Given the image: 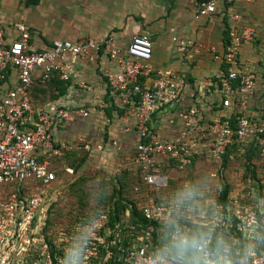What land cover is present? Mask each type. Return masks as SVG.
<instances>
[{"label": "built area", "instance_id": "2783aa9c", "mask_svg": "<svg viewBox=\"0 0 264 264\" xmlns=\"http://www.w3.org/2000/svg\"><path fill=\"white\" fill-rule=\"evenodd\" d=\"M188 1L197 3L201 17L215 15L219 8L234 3V0ZM238 18L235 15L232 19ZM17 34V38L10 41L0 32V80L11 77L15 81L0 94V190L6 195L0 199V264H9L12 253L19 252L15 250L17 246L26 257L37 249V253L44 257L29 264H69L65 259L54 263L46 242L37 245L41 236L37 221L42 217L40 209L45 204V189L58 178L53 164L42 158L47 154L61 155L53 130L63 123L72 124L88 118L89 111L78 107L39 108L32 91L37 84L49 82L55 74L63 82H69L74 72L73 58L94 62L103 54L115 65L105 73L110 95L125 111L124 131L129 132L132 126L137 133L135 162L143 173L145 184L153 192L168 186L167 177L160 171L166 161L184 167L202 154L219 161L234 143L241 149L255 140L264 157V112L260 115L248 113L245 99L255 92L258 77L255 72H245L240 63L242 42L254 38L252 30L242 34L230 31L231 41L222 55L213 47L174 38L180 52L200 54L210 51L216 54V60L227 65V71L218 78L204 81L200 88L207 87L210 92L218 93L222 97L220 105L225 110L232 107L236 110L233 115L217 117L204 115L199 105L201 99L194 90L188 93L186 82L177 74L158 72L153 77L154 47L149 33L134 35L126 47L109 37L81 42L54 40L50 48L42 51L32 48L29 28L23 23L17 24ZM235 82H238L236 88ZM81 86L90 89L85 83ZM213 87L216 92L211 89ZM239 93L242 97L237 98ZM234 99L237 104L232 102ZM163 115L167 117V128L177 129L171 137L151 126L155 117ZM112 145L116 151L120 149L116 141ZM85 149L90 151L92 147L86 145ZM97 149L101 151L102 146L98 145ZM143 210L148 220L159 222H168L172 213L166 212L157 201L156 193L148 196ZM105 229L104 218L93 222L90 240L85 243L86 253L90 256L95 255L99 246L106 244L109 233ZM154 230L153 225L149 226L142 243L126 247V264H153L159 255L152 250L150 242ZM11 243L13 247L10 249ZM70 251L72 249L64 254L69 255ZM111 256L112 253L108 252L107 258ZM17 264L26 263L22 260Z\"/></svg>", "mask_w": 264, "mask_h": 264}, {"label": "crops", "instance_id": "0c3cea01", "mask_svg": "<svg viewBox=\"0 0 264 264\" xmlns=\"http://www.w3.org/2000/svg\"><path fill=\"white\" fill-rule=\"evenodd\" d=\"M198 10L197 3L188 0H0V32L12 41L18 36L17 24L23 23L29 28L30 44L37 51L50 48L54 40L81 42L109 37L126 47L134 35L149 33L154 45L151 62L155 70L153 77L158 72L177 74L186 82L188 93L194 90L197 98L201 99L199 105L204 115L217 117L233 115L236 110L233 107L225 110L220 105L222 97L218 93L210 92L207 87L200 88L204 81L221 76L226 71L225 63L216 60V54L210 51L182 53L174 38L213 47L222 55L228 45L225 42L227 29L239 34L252 30L254 38L242 42L240 63L245 72L257 74L256 90L245 99L248 113L260 115L264 112V0H234L232 5L219 8L217 14L209 17H201ZM235 15L239 16L238 20L232 19ZM72 63L74 72L69 82H63L55 74L49 82L39 83L33 89L35 104L39 108L78 107L90 112L86 119H78L72 124L63 123L53 130L56 147L61 151V155L55 157L63 156L65 151L69 155L76 153L77 158L86 157L79 170H83L85 164L91 167V171L97 165L104 169L130 165L128 170L136 174L140 170L134 158L137 133L132 126L129 132L124 131L125 111L107 96L109 84L105 73L114 69L115 65L103 54L94 62L73 58ZM53 79L62 81V86L53 90L52 94L57 98L51 99L47 98L44 88ZM14 83L11 77L6 81L0 80V94ZM82 83L90 89H84ZM215 88L211 89L215 91ZM239 96L242 97L240 93L237 98ZM236 99L232 101L234 104L239 101ZM166 123L167 117L163 115L155 117L151 126L171 137L177 129L172 131ZM114 141L120 146L117 151L112 145ZM86 145L92 149L86 150ZM98 145L102 146L101 151L97 149ZM117 153V162L114 163V154ZM43 159L46 160V156ZM161 167L174 169L179 166L166 161ZM53 169L58 174L54 165ZM64 169L70 174L74 172L70 166L64 165ZM149 191L150 195L155 193L151 189Z\"/></svg>", "mask_w": 264, "mask_h": 264}, {"label": "rangeland", "instance_id": "374dc122", "mask_svg": "<svg viewBox=\"0 0 264 264\" xmlns=\"http://www.w3.org/2000/svg\"><path fill=\"white\" fill-rule=\"evenodd\" d=\"M53 89L50 86L44 88L48 94L47 98L49 96L52 99ZM68 155L69 152L66 151L59 158L50 156V154L46 155V160L50 161L58 170V181L44 193L45 204L40 209V214L43 216L39 220L38 227H44L43 224H46L44 233L48 241H54L58 246L62 244L61 247L64 251L72 249L69 252L70 257L65 256L66 263L70 264V259L76 258L75 261L78 259L81 264H89L91 257L94 259L100 255L99 249L93 256L86 253L85 243L90 240L89 233L92 231V224L95 220L104 218L101 216L107 215L110 218L111 199L116 193V199H120L119 187L123 186V198L135 203H143L151 191L144 189L139 193L131 189L132 185L139 186L140 183L137 180V175L133 174L134 172L129 171L130 175H124L123 170H128L130 165L126 164L124 166H127L126 168L120 166L118 168L114 165L109 169L97 165V168L91 171V167L88 168L85 164L82 167L83 170L77 172L72 165L73 158ZM114 155L113 162L116 163V157L119 154ZM252 162L246 156H242L240 152L234 154L232 158L226 159V163L224 160L214 161L202 154L189 166L175 167L174 169L161 167L160 171L167 177L168 186L165 190L155 191V193L158 196L157 201L166 208V212L171 213L174 210L179 215L183 214L185 218L192 217L193 214L191 209L185 206L189 202L185 201L182 205L181 201L185 194L194 193V200L190 203L200 211V216L188 221L192 223L195 222V219L197 221L201 219L202 223L212 226L215 230L218 227H223L222 232L228 235L227 240L239 241L241 246H255L254 254L249 258V264H264V242L255 239L258 234L264 233V157L259 160L253 159ZM64 165L72 167L73 174L66 172ZM250 169L256 170V178ZM225 185L229 187L226 213L218 202L220 191ZM115 189H117L116 192H114ZM1 198H6V195L0 190ZM171 209L172 211H170ZM257 212L261 214V222L258 220ZM233 217L240 221L239 227L243 230L241 240L230 233ZM129 221L128 213L121 215L116 228H109L111 234H114V240L109 243L108 252L116 247V243L119 247L125 239L131 236L136 237L137 244L142 243V239H145V232L133 230ZM107 233L110 232L107 231ZM42 240L40 239L37 245L42 244ZM12 247L11 243L10 249ZM77 247L80 249L78 257L71 254ZM20 248V246L15 248L19 252L12 253L8 259L9 264H17L22 260L29 264L44 259L40 253H37L38 249L30 251L28 253L30 255L26 257ZM108 259L106 254V257L101 259L102 261L97 260L96 264H99V261L106 264Z\"/></svg>", "mask_w": 264, "mask_h": 264}, {"label": "trees", "instance_id": "16d2710c", "mask_svg": "<svg viewBox=\"0 0 264 264\" xmlns=\"http://www.w3.org/2000/svg\"><path fill=\"white\" fill-rule=\"evenodd\" d=\"M229 29H227V38H226V44H229L231 39H230V35H229ZM224 69L227 71V65H225ZM238 84V82L234 83V86H236ZM50 87H53L54 89H61L62 86V81H57L56 79H53V82L51 84H49ZM53 89V90H54ZM109 93H107V96L111 97L110 95V89L108 91ZM32 96H33V100L36 101L34 98V94L32 91ZM52 98H57L55 96H53ZM112 99V98H111ZM114 102V100H113ZM120 115H123V112L120 111ZM240 145L237 143H234L233 145H231L226 153V155L224 157H222V160L225 161L226 163V159L232 158V156L236 153H241L242 156H246L247 159L249 161H253V159H263L262 156V148L261 146L258 144V141H252L251 143L245 144L243 148L240 149ZM70 158H73L72 161V165L73 168L75 169V171H79V168L82 164H84V162L86 161V157H82L80 159H78L76 153H74V155H68ZM75 161V163H73ZM196 161V158L193 159V163ZM192 163V164H193ZM253 163V162H252ZM177 164L176 162L172 161V165ZM251 166V165H250ZM252 167V166H251ZM167 167H165L164 169H166ZM250 171L252 172V175L254 176V178H256L257 174H256V170L255 169H250ZM124 175H130L129 174V170L125 169L123 170ZM134 175H137V180L139 181L140 185L139 186H135L132 185L131 189L133 191H137L140 193V191L146 189V191L148 190V186L145 184L144 181V177H143V173L141 172V170H138L137 173H133ZM121 186V185H120ZM143 188H142V187ZM139 187V188H137ZM117 189L114 190V192H116ZM123 186L122 188L119 187L118 190V194L120 199H116V195H113L112 199H111V207H110V218L107 215L101 216L104 217L105 222H106V229L105 231H109L110 233L107 236V241L106 244L101 245L98 247L99 249V256L98 257H91V261L89 264H96L97 260H101L104 257H106V254L109 251L110 245L109 243L112 242L114 240V234H111L110 231V227L112 229L116 228V225L118 224V222L120 221V217L121 215H125L128 213L129 218H130V227H132L133 230H139V231H144L146 232V230L148 229L149 226L153 225L154 227V232L151 234V239L150 242L152 244V250L154 252H160L161 247L163 246V244H165L168 240V232H169V228L172 224V222H174L178 216H180L179 214H177V211L174 212L172 211L171 213V220L170 222H159V221H150L148 220L145 215H144V204L147 200V197L145 199V201L143 203H135V202H129L128 200L124 199L122 196L123 193ZM150 190V189H149ZM165 190V189H162ZM158 198V196L156 197V199ZM158 200V199H157ZM115 201V202H114ZM219 204L220 206H222L226 213L227 211V206H228V202H229V187L228 186H224L221 191H220V195H219ZM257 216H258V220L261 222V214L259 212H257ZM184 217V216H183ZM41 219V218H40ZM39 219V220H40ZM45 222V221H44ZM180 224H185L186 222L188 223V226L191 225V222L188 221L187 218H181L179 220ZM196 223H202L201 219H199L198 221L195 219ZM37 224H40L39 221H37ZM204 224V223H203ZM240 221L239 219H237L236 217H233L232 219V226L230 228L231 230V234L235 236V238H237L238 240H241L243 238V230L241 227H239ZM44 227L40 228V232H41V236L39 238L43 239L42 242H48V246L51 250V254H52V259L54 261V263H57L60 260H64L65 256L66 257H70V255H65L64 254V249L60 246H58V244H55L54 241H48L44 230H45V226L46 224H43ZM108 229V230H107ZM216 233L219 235H222L225 239L228 236L226 233L222 232L223 231V227H218L216 230ZM131 238V239H130ZM127 238L123 241L122 244L119 245L116 243V247L114 249H111L112 251V256L108 259V262L106 264H126L127 263V252H126V247L132 244L136 243L135 240V236L134 237H130ZM65 248V247H64ZM76 258L74 259H70L71 260V264H81V261H78V259L75 261ZM102 261V260H101ZM99 261V264H102V262ZM105 264V263H104Z\"/></svg>", "mask_w": 264, "mask_h": 264}, {"label": "clouds", "instance_id": "9594fccd", "mask_svg": "<svg viewBox=\"0 0 264 264\" xmlns=\"http://www.w3.org/2000/svg\"><path fill=\"white\" fill-rule=\"evenodd\" d=\"M194 200V193L184 195L181 204L189 202L192 217L200 216V211L190 202ZM183 214L172 222L168 240L160 249L159 255L153 264H249V258L254 254V245L241 246L239 241H229L216 233L215 229L203 223L192 222L180 224ZM255 239L264 242V233L258 234ZM77 257L80 249L74 252Z\"/></svg>", "mask_w": 264, "mask_h": 264}]
</instances>
